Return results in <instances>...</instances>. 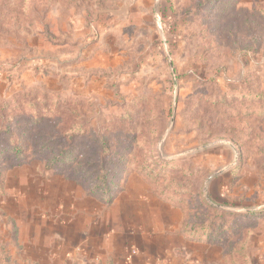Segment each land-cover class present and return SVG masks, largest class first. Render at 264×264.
Here are the masks:
<instances>
[{
    "label": "rangeland",
    "instance_id": "1",
    "mask_svg": "<svg viewBox=\"0 0 264 264\" xmlns=\"http://www.w3.org/2000/svg\"><path fill=\"white\" fill-rule=\"evenodd\" d=\"M0 264H264V0H0Z\"/></svg>",
    "mask_w": 264,
    "mask_h": 264
},
{
    "label": "trees",
    "instance_id": "2",
    "mask_svg": "<svg viewBox=\"0 0 264 264\" xmlns=\"http://www.w3.org/2000/svg\"><path fill=\"white\" fill-rule=\"evenodd\" d=\"M13 148L18 149V147H15V146H14ZM54 159H55V158H54ZM54 159H52V160H54Z\"/></svg>",
    "mask_w": 264,
    "mask_h": 264
}]
</instances>
